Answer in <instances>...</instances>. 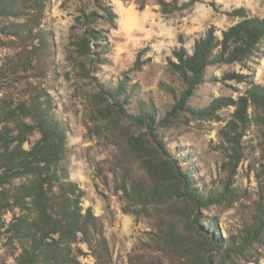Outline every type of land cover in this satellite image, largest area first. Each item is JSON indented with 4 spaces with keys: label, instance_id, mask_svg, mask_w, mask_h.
<instances>
[{
    "label": "rangeland",
    "instance_id": "obj_1",
    "mask_svg": "<svg viewBox=\"0 0 264 264\" xmlns=\"http://www.w3.org/2000/svg\"><path fill=\"white\" fill-rule=\"evenodd\" d=\"M94 1L46 0L39 30L47 47L34 36L22 42L7 28L15 19L0 17V98L8 95L18 103L29 97L35 86L51 96L54 112L67 131L71 179L85 190L84 207H92L103 222L113 264H185V254L174 248V240L168 236L171 230L176 234L180 230L187 240L192 239L181 210L194 207L181 191L167 204L134 199L140 198L137 191L151 194L163 187L161 178L150 174L141 159L144 141L139 139L148 129L131 119L142 101L153 104L155 134L185 170L193 167L196 186L206 193L221 192L225 180L232 183L228 198L194 210L198 225L207 228L215 221L226 245L240 243L264 204V126L253 117L254 108L249 106V121L241 132L242 158L236 173L227 169L235 143L225 136L228 126L235 125V105L207 117L181 112L167 126H158V121L184 89L170 68L174 50L185 46L192 52L195 41L212 26L222 35V30L240 20L226 11L244 6L253 15L264 17V0H201L170 14L162 13L156 0H107L118 14L117 24L98 16L94 26L108 38L107 53L93 45L88 59L73 51L70 40L77 16L82 10H94ZM141 3H145L143 9ZM23 53L29 56L25 60ZM29 59L33 68L23 67V61ZM83 60L87 68L82 66ZM249 65L250 69L240 64L210 66L188 105L200 109L217 97L238 100L247 96L249 83L223 79L230 71L251 74L250 79L264 88V54ZM125 77L130 86L137 84L136 97L124 105L126 108L100 96L102 85L114 88ZM38 137L36 133L31 139L34 142ZM131 141L138 145L134 147ZM124 183L136 197H128L118 188ZM5 217L9 221L12 214ZM83 248L82 261L93 264L87 246ZM6 263L13 264L14 259L0 233V264ZM230 264H264V237Z\"/></svg>",
    "mask_w": 264,
    "mask_h": 264
},
{
    "label": "trees",
    "instance_id": "obj_2",
    "mask_svg": "<svg viewBox=\"0 0 264 264\" xmlns=\"http://www.w3.org/2000/svg\"><path fill=\"white\" fill-rule=\"evenodd\" d=\"M197 1L201 0H156L165 14L192 7ZM33 2L0 0V17L15 19L7 28L9 31L13 29V35L22 42L26 43L29 37L34 36L42 40L40 45L47 47L39 30L46 0ZM94 4V10H82V14L77 16L70 40L73 51L88 59L93 45L100 48V53H107L108 38L104 30L94 26L98 16L103 15L113 25L117 24L118 18L111 2L95 0ZM144 7L145 3H141L140 8ZM98 11L102 14L99 15ZM226 14L240 20L222 30V35H218L216 27L212 26L195 41L192 52L185 46L174 50L175 59H171L170 68L180 77L184 89L174 106L158 121V126L172 124L181 112L207 117L215 115L224 106L235 105V125L228 126L225 136L231 144L235 143L227 169L236 173L235 168L242 158L240 138L243 125L249 121V106L254 108L253 117L264 126V88L250 79L251 74L230 71L224 74L223 79L249 83V96L238 100L217 97L200 109L188 105L195 90L204 83L210 66L240 64L250 69L249 62L264 54V17L253 15L244 6L226 11ZM79 28L81 32L76 31ZM23 55L24 60L29 57L28 53ZM82 62V66L87 68L85 61ZM25 65L28 68L34 66L31 59L23 61V67ZM102 87L100 96L122 108L136 97L137 84L130 86L127 77L114 88ZM131 116L135 124L146 125L148 129V133L139 139L144 141L141 157L144 166L163 183L162 188L151 194L137 191L140 198L134 199L167 204L174 201V194L181 191L196 209L209 207L229 197L232 183L228 179L221 192L206 193L196 186L193 167L185 170L177 156L165 149V143L155 134L157 114L152 103L138 102L137 112ZM36 133L39 137L33 142L31 138ZM26 144L30 146L26 147ZM131 144L134 147L138 145L133 141ZM118 188L128 197H136L130 194L127 184H119ZM84 196L85 190L71 179L67 131L54 112L48 92L35 86L30 96L18 103L8 95L0 98V233L5 237L13 264H89L81 259L86 254L83 245L93 256V264H113L103 222L92 207H84ZM194 208L181 210L192 239L187 240L180 230L179 234L171 230V236H168L174 240V248L185 254V264H230L264 237V204L253 225L245 230L241 242L229 245L218 234L217 222H210L207 228L198 225V214ZM8 213L12 214L9 221L5 217Z\"/></svg>",
    "mask_w": 264,
    "mask_h": 264
}]
</instances>
